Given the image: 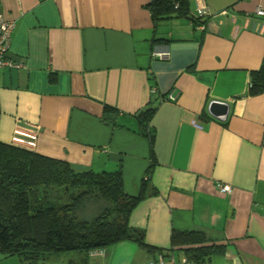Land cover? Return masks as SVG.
Instances as JSON below:
<instances>
[{
    "label": "crops",
    "instance_id": "crops-1",
    "mask_svg": "<svg viewBox=\"0 0 264 264\" xmlns=\"http://www.w3.org/2000/svg\"><path fill=\"white\" fill-rule=\"evenodd\" d=\"M187 1L192 18L197 2L209 9L204 29L155 21L150 0H0L15 21L8 58L22 63L0 69V142L76 172L120 167L129 196L145 184L129 224L153 249L119 242L88 264H148L192 230L226 244L205 264H264V91L248 93L264 65V0ZM212 101L229 105L226 120ZM148 108L152 146L137 118ZM0 264L19 262L0 253Z\"/></svg>",
    "mask_w": 264,
    "mask_h": 264
},
{
    "label": "trees",
    "instance_id": "trees-1",
    "mask_svg": "<svg viewBox=\"0 0 264 264\" xmlns=\"http://www.w3.org/2000/svg\"><path fill=\"white\" fill-rule=\"evenodd\" d=\"M155 21L173 17L192 18L187 0H150ZM248 93L264 91V65L250 73ZM105 111H118L105 106ZM153 109L139 112L141 131L153 143L147 125ZM113 119V118H112ZM123 190L122 171L76 172L59 159L0 142V253L16 257L19 264H51L61 254L73 252L67 264H88L89 251L119 242L132 241L152 250L144 234L129 224L130 214L144 196ZM226 244L207 238L202 231H173L168 256L181 252L192 264H205L216 254H224Z\"/></svg>",
    "mask_w": 264,
    "mask_h": 264
},
{
    "label": "built area",
    "instance_id": "built-area-1",
    "mask_svg": "<svg viewBox=\"0 0 264 264\" xmlns=\"http://www.w3.org/2000/svg\"><path fill=\"white\" fill-rule=\"evenodd\" d=\"M255 14L259 17L264 16V10L262 8H258L255 11ZM195 15L199 20L206 19L210 15L209 9L206 7V5L199 1L197 2ZM198 27L204 29L203 24L198 23ZM15 28V21L13 19L7 18L4 15L0 14V69L5 67H15L20 68L22 66V63H11V61L8 58L9 48H10V42H11V36ZM153 56L159 59H167L169 57L168 50L157 52L155 51L153 53ZM249 83V87H250ZM177 98V95L175 92H171L166 96V100L174 102ZM194 126L199 127L197 124L194 123ZM217 188L220 193H226L229 194L232 191V188L228 184H217ZM103 252L102 249H95L89 251V257L101 255ZM148 264H192L189 262V260L182 256L181 258H176L175 255L172 253L168 256H166L164 253H159L154 261L149 262Z\"/></svg>",
    "mask_w": 264,
    "mask_h": 264
},
{
    "label": "water",
    "instance_id": "water-1",
    "mask_svg": "<svg viewBox=\"0 0 264 264\" xmlns=\"http://www.w3.org/2000/svg\"><path fill=\"white\" fill-rule=\"evenodd\" d=\"M208 113L211 117L224 121L229 113V105L224 102L212 101L208 106Z\"/></svg>",
    "mask_w": 264,
    "mask_h": 264
},
{
    "label": "rangeland",
    "instance_id": "rangeland-1",
    "mask_svg": "<svg viewBox=\"0 0 264 264\" xmlns=\"http://www.w3.org/2000/svg\"><path fill=\"white\" fill-rule=\"evenodd\" d=\"M73 252H67L61 254L60 260L56 261V264H67L66 260L69 259L72 256Z\"/></svg>",
    "mask_w": 264,
    "mask_h": 264
}]
</instances>
